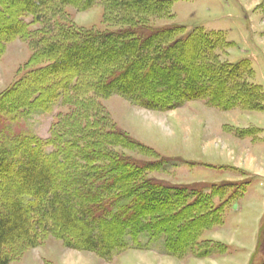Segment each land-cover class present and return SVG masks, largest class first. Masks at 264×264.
<instances>
[{
  "label": "trees",
  "instance_id": "trees-1",
  "mask_svg": "<svg viewBox=\"0 0 264 264\" xmlns=\"http://www.w3.org/2000/svg\"><path fill=\"white\" fill-rule=\"evenodd\" d=\"M96 1L0 0V26L7 29L0 40L32 38L34 59L44 64L0 95V264L18 260L47 236L106 262L157 243L172 258H207L220 245L195 254L199 233L218 226L225 208L245 191L247 183L177 186L146 179L148 170L174 161L138 164L109 151L135 144L99 126L96 110L94 118L83 109L75 123L70 117L52 126L45 142L13 130L55 102L63 104L68 91L117 95L153 112L200 100L224 111L264 109L249 63L219 60L231 46L220 32L196 29L181 36L180 26L147 31L145 22L165 17L170 1L108 0L123 26L114 33L80 34L58 24L65 7L85 9ZM35 24L42 25L38 32L29 30Z\"/></svg>",
  "mask_w": 264,
  "mask_h": 264
},
{
  "label": "rangeland",
  "instance_id": "rangeland-1",
  "mask_svg": "<svg viewBox=\"0 0 264 264\" xmlns=\"http://www.w3.org/2000/svg\"><path fill=\"white\" fill-rule=\"evenodd\" d=\"M167 1V15L145 22L147 31L180 26L184 28L181 36L196 29L220 32L231 46L221 51L219 60L230 64L248 62L253 71L252 83L264 95V0ZM119 20L108 0H97L85 9L65 7L58 24L80 34H102L123 28ZM40 28L42 25L35 24L29 30L38 32ZM6 32L7 29L0 28V39ZM31 39L14 38L5 43L0 40V95L18 86L29 71L44 65L40 63L42 59H34L36 50L32 49ZM84 92L68 91V100L63 104L55 102L45 112L21 121L13 130H23L45 142L52 126L57 129L70 117L75 123L83 109L93 117L91 112L96 110L103 122L99 126L109 134L119 132L135 144L109 147V151L138 164L174 161L171 167L148 170L146 179L177 186L247 183L243 195L225 208L222 222L199 233L194 253L216 244L222 247L217 246L218 252L207 257L209 261L203 258L200 264H264V109L250 111L236 106L224 111L200 100L187 102L176 110L153 112L133 106L117 95L102 99L92 90ZM73 99L78 102L76 106ZM262 103L264 107V96ZM228 190L219 200L231 193L232 189ZM219 200L216 198L215 203ZM65 252L93 254L66 248L57 238L47 236L41 246L27 249L9 264H57ZM220 252L223 253L218 255ZM217 255L221 257L212 259ZM93 257L97 258L94 254ZM137 258L129 253L104 263L116 260V264H131ZM182 263L192 264L193 260Z\"/></svg>",
  "mask_w": 264,
  "mask_h": 264
},
{
  "label": "crops",
  "instance_id": "crops-1",
  "mask_svg": "<svg viewBox=\"0 0 264 264\" xmlns=\"http://www.w3.org/2000/svg\"><path fill=\"white\" fill-rule=\"evenodd\" d=\"M129 253H134L135 255L138 256L137 260H135V262L137 263L134 262L131 264H183L182 261L186 259L193 260L192 264H200V262L203 260V259L197 260L193 257H187L182 260L172 258L166 255L164 250L160 246H158L157 249H149V250H144V251L127 250L117 256L122 255L123 257ZM78 254H81V255H73V254H70V253L68 254L65 252V255H64L65 257L61 258V260L58 258L59 260L57 259V262H58L57 264H105L104 261L100 259L99 257L96 256L98 259L93 257V254H90L91 256L85 255L89 253H79L78 252ZM218 255L213 256L214 258L212 259L220 258L221 256H218ZM204 260L209 261L210 259L205 258ZM116 263L117 261L114 260L112 263H109V264H116Z\"/></svg>",
  "mask_w": 264,
  "mask_h": 264
}]
</instances>
